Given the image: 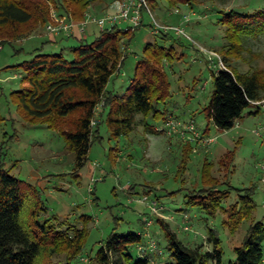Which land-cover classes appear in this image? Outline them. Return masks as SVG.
I'll list each match as a JSON object with an SVG mask.
<instances>
[{
    "label": "rangeland",
    "instance_id": "obj_1",
    "mask_svg": "<svg viewBox=\"0 0 264 264\" xmlns=\"http://www.w3.org/2000/svg\"><path fill=\"white\" fill-rule=\"evenodd\" d=\"M113 1L91 0L85 13L100 18ZM194 1L198 3H151L161 24L179 26L187 36L174 31L166 37L155 34L148 15L142 27L131 30L134 36L124 53V65L110 78L107 91L123 93L145 46L156 42L175 50L161 63L170 94L154 103L157 114L155 110L137 114L134 129L119 137L109 131L108 108L103 111L102 101L92 119L93 133L98 126L99 138L93 141L81 169L64 135L67 128L30 121L14 95L25 85L21 63L38 52L62 53L72 60L73 47L80 41L65 35L51 40L46 26L29 30L27 37L12 43L0 41V163L21 180V222L31 237L33 211L37 220L50 219L57 229H85L81 251L70 259L72 264H98L97 252L113 231L141 236L129 246L134 260L147 257L150 264H163L172 261L167 230L187 246L211 250L209 229L220 238L223 262L229 263L235 261V247L242 244L252 221L264 220V105H258V111L255 105L244 108L227 130L208 121L205 113L213 78L220 69L264 70V0ZM231 11L242 16H231ZM118 27L127 29L129 24L120 22ZM100 32L90 23L82 38L92 42ZM233 40L242 50L225 58ZM75 119L68 118L69 129L75 128ZM228 152L232 160L225 169L221 159ZM207 164L220 180L217 188L228 192L215 214L195 203L204 195L201 190L211 184L204 178ZM249 191L256 203L254 215L231 233L222 209ZM153 201L157 202L156 213L152 212ZM62 248L47 250L35 264L66 263L69 260Z\"/></svg>",
    "mask_w": 264,
    "mask_h": 264
},
{
    "label": "trees",
    "instance_id": "obj_2",
    "mask_svg": "<svg viewBox=\"0 0 264 264\" xmlns=\"http://www.w3.org/2000/svg\"><path fill=\"white\" fill-rule=\"evenodd\" d=\"M157 6L158 0H150ZM171 6L178 3L193 4L194 0H168ZM91 0H0V41L12 43L27 37L29 30L46 26L52 20V10L74 20H83ZM230 15L242 16L235 11ZM32 28V29H31ZM162 34L166 37L168 33ZM134 32L114 27L101 31L92 42L77 38L80 43L73 47L74 58L66 59L62 53L38 52L30 60L20 64L26 71L25 85L15 91L20 110L30 121H45L50 126L63 124L64 135L76 157V166L81 169L87 161L93 141L98 136V126L93 133L92 119L95 108L102 101L107 112V125L112 136L119 137L134 129L137 114L155 110L154 103L169 96L170 82L162 69V61L171 57L172 49L150 42L144 48V56L134 71L130 85L123 93L107 91L110 78L121 69L125 51ZM234 39V37L232 38ZM236 40H233V42ZM242 47L238 41L227 48L229 54H239ZM213 92L205 113L208 121L227 130L234 126L244 108L264 97V70L249 73L226 67L213 78ZM157 114V111L155 110ZM75 117V128L69 129L68 118ZM232 153H226L221 165L227 169ZM77 169V170H78ZM204 174L208 187L204 195L195 201L211 214L222 208L228 192L217 188L219 178L211 173L207 164ZM24 199L21 180L0 163V264H35L37 257L47 250L55 252L63 246L66 263L76 257L82 248L85 229H57L50 219L41 223L34 216L33 237L21 222ZM256 203L252 193L240 195L239 200L223 208L224 224L234 233L244 219L254 215ZM172 251V261L163 264H264V220H253L240 246L235 247L236 259L224 263L221 240L214 229H209L211 250L190 247L180 241L176 234L167 230ZM141 236L135 233L120 234L113 231L102 243L95 258L98 264H150L149 259L134 260L129 252L130 244L137 243Z\"/></svg>",
    "mask_w": 264,
    "mask_h": 264
},
{
    "label": "built area",
    "instance_id": "obj_3",
    "mask_svg": "<svg viewBox=\"0 0 264 264\" xmlns=\"http://www.w3.org/2000/svg\"><path fill=\"white\" fill-rule=\"evenodd\" d=\"M107 10V12H104L105 14L100 18L87 12L85 13L83 20L77 21L70 17L61 15L57 10L53 9L52 20L46 24V30L49 35L53 37L60 34L71 36L74 34L76 29L80 33L84 34L86 32V26L89 23H94L101 31H105L118 27V23L120 22H128L129 27L127 29L135 31L144 25L145 15H148L150 18V27L155 34L174 31L177 35L187 36L185 30L179 26L161 24L156 19L150 0H114L113 3L108 6ZM176 11L179 10L177 9ZM53 40H55V38H53ZM2 46L3 45L0 42V49H2ZM253 103L257 105H264V99L254 101ZM99 104L97 106H99ZM93 123L94 122L92 121V126ZM170 124H172V122H170ZM212 140L213 139H205V142L210 143ZM144 199L147 200L148 197L145 196ZM151 208L153 213L158 211L156 201L151 203Z\"/></svg>",
    "mask_w": 264,
    "mask_h": 264
},
{
    "label": "crops",
    "instance_id": "obj_4",
    "mask_svg": "<svg viewBox=\"0 0 264 264\" xmlns=\"http://www.w3.org/2000/svg\"><path fill=\"white\" fill-rule=\"evenodd\" d=\"M107 6H108V5H106V8H107ZM97 8H100V7L97 6V7H95L94 9H89V10H90V11H95ZM101 9L104 11V10H105V7H102ZM89 24H90V23H89ZM91 24H93V23H91ZM87 26H88V25H87ZM45 33H46V35H47L48 37L51 38V40H53V38H56V37H53V36L47 34V32H45ZM84 34H85V33H84ZM84 34L80 33V32L76 29V31L74 32L73 35H71V36H69V35H65V36H67V37H78V38H82V37H84ZM61 35H62V34L57 35V36H61Z\"/></svg>",
    "mask_w": 264,
    "mask_h": 264
}]
</instances>
